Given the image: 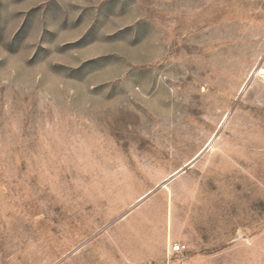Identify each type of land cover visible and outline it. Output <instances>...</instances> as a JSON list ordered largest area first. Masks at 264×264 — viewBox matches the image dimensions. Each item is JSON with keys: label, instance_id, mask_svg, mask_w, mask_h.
<instances>
[{"label": "rangeland", "instance_id": "rangeland-1", "mask_svg": "<svg viewBox=\"0 0 264 264\" xmlns=\"http://www.w3.org/2000/svg\"><path fill=\"white\" fill-rule=\"evenodd\" d=\"M0 264H264V0H0Z\"/></svg>", "mask_w": 264, "mask_h": 264}, {"label": "built area", "instance_id": "built-area-1", "mask_svg": "<svg viewBox=\"0 0 264 264\" xmlns=\"http://www.w3.org/2000/svg\"><path fill=\"white\" fill-rule=\"evenodd\" d=\"M173 250L174 252H180L182 250V247L180 245H176Z\"/></svg>", "mask_w": 264, "mask_h": 264}]
</instances>
